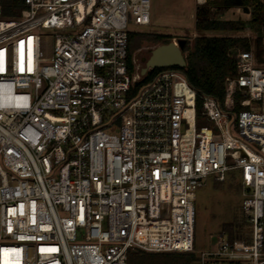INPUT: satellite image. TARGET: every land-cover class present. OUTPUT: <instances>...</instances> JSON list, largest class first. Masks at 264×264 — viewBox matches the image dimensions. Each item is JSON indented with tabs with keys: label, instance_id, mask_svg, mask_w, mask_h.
<instances>
[{
	"label": "built area",
	"instance_id": "1",
	"mask_svg": "<svg viewBox=\"0 0 264 264\" xmlns=\"http://www.w3.org/2000/svg\"><path fill=\"white\" fill-rule=\"evenodd\" d=\"M24 2L0 16V264L192 252L196 193L230 171L249 241L219 234L199 264H264V62L239 51L223 105L205 96L200 116L179 71L129 69L130 25H150L151 0Z\"/></svg>",
	"mask_w": 264,
	"mask_h": 264
},
{
	"label": "trees",
	"instance_id": "2",
	"mask_svg": "<svg viewBox=\"0 0 264 264\" xmlns=\"http://www.w3.org/2000/svg\"><path fill=\"white\" fill-rule=\"evenodd\" d=\"M1 18L11 19L24 16L28 7L24 0H0ZM247 7L250 10V19L228 20L219 18L221 11ZM220 10V12L218 11ZM197 21L195 30L200 34L195 37L193 45L186 43L183 53L186 54L187 66L185 68L171 67L179 71L187 79L197 93V108L201 116L205 96L215 98L223 105L225 99V80L236 77L237 58L239 51H253L258 62H264V0H207L196 11ZM251 31L255 39L247 36H231L234 33ZM218 33L219 35H213ZM211 34V35H209ZM169 43L171 38L164 34L147 32L129 33L128 65L133 70V53L142 41ZM165 68L152 69L147 79L153 78L157 72ZM241 96L235 95V111L241 110L239 103ZM237 177L236 171H230L226 180L230 187H236L241 192L240 182L234 184ZM243 211V210H242ZM244 215L234 216L233 219L223 224L221 233L227 234L230 241L245 240L243 236L246 226ZM196 248V245H194ZM200 256L196 250L192 252H146L134 251L129 253L128 264H199Z\"/></svg>",
	"mask_w": 264,
	"mask_h": 264
},
{
	"label": "rangeland",
	"instance_id": "3",
	"mask_svg": "<svg viewBox=\"0 0 264 264\" xmlns=\"http://www.w3.org/2000/svg\"><path fill=\"white\" fill-rule=\"evenodd\" d=\"M199 6L197 0H151L150 25L136 26L132 24L130 25V30L131 32L164 34L169 36L171 41L186 39L187 43L193 45L195 37L200 35L194 28L197 21L196 11ZM218 11L220 12V10ZM220 13L222 14L221 16L219 15V18L228 20L247 21L251 17L250 14L245 13L241 8L228 9ZM41 33L55 37L59 34L71 32L70 30L50 28L41 30ZM212 34L219 35L218 33ZM231 36H247L252 37L253 40L255 39L254 34L249 30L244 33H234ZM160 44L162 42L142 41L140 47L133 53L136 74H140L152 50ZM239 176L240 173L237 172L238 178L235 179L234 183L236 186L239 183ZM242 201L241 192L236 187H230L227 182H216L213 177L209 179L205 187L198 190L195 200L196 248L194 247V250L197 251L199 256L201 252L215 248L217 237L222 234L223 224L230 222L236 215H243ZM225 235L227 236V234Z\"/></svg>",
	"mask_w": 264,
	"mask_h": 264
},
{
	"label": "water",
	"instance_id": "4",
	"mask_svg": "<svg viewBox=\"0 0 264 264\" xmlns=\"http://www.w3.org/2000/svg\"><path fill=\"white\" fill-rule=\"evenodd\" d=\"M243 11L247 14L250 13L247 7ZM186 43V39H178L177 41H170L169 43L160 44L155 47L146 60L145 66L141 69V75L144 76L149 70L158 68H185L187 61L183 48Z\"/></svg>",
	"mask_w": 264,
	"mask_h": 264
}]
</instances>
